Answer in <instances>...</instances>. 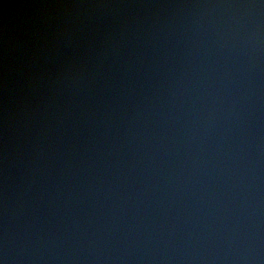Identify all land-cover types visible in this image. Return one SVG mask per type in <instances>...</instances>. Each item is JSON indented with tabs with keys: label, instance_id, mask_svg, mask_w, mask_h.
<instances>
[{
	"label": "water",
	"instance_id": "obj_1",
	"mask_svg": "<svg viewBox=\"0 0 264 264\" xmlns=\"http://www.w3.org/2000/svg\"><path fill=\"white\" fill-rule=\"evenodd\" d=\"M0 264H264V0H0Z\"/></svg>",
	"mask_w": 264,
	"mask_h": 264
}]
</instances>
